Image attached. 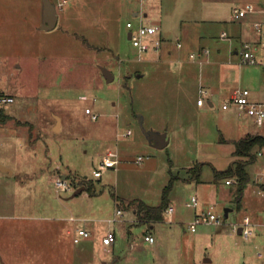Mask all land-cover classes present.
Returning <instances> with one entry per match:
<instances>
[{"label":"rangeland","instance_id":"rangeland-1","mask_svg":"<svg viewBox=\"0 0 264 264\" xmlns=\"http://www.w3.org/2000/svg\"><path fill=\"white\" fill-rule=\"evenodd\" d=\"M246 1L171 0L163 8L167 17L157 6L143 19L162 20L159 34L176 48V41L184 39L177 29L180 17L217 10L230 21L233 7ZM51 2L59 19L48 31L34 26L43 0H0V163L13 170L12 175L0 173V264H202L206 258L213 259L210 264H259L260 226H252L249 238L234 226L245 216L253 223L264 221V180L258 179L263 159L256 156L246 164L249 180L240 196L236 176L215 171L249 160L234 153L236 141L245 132L264 135V122L259 125L246 113L226 118L222 95L213 97L210 107L199 92L205 74L218 78L225 73L218 64L226 57L209 72L207 63L193 66L174 54L159 59L158 52L139 53L126 27L132 10L139 8L135 0ZM249 15L233 18L236 25L248 18L245 37L255 63L242 60L240 39L227 31L221 37L222 20L203 21L198 39L202 45L221 43V48L233 42L237 53L222 49L237 64L229 70V80L238 75L231 89L248 88L255 99H263L264 57L254 48L264 54V16L251 22ZM182 58L188 60V52ZM141 118L146 129L166 132V146L149 142ZM108 151L117 154L118 163L95 177L93 170ZM197 163L198 181L192 175ZM84 178L92 180L96 193L82 183L84 189L71 196ZM57 179L69 189L58 187ZM170 181L173 212H165L162 221L137 220L128 201L158 204ZM192 196L196 207L188 205ZM117 208L122 213L111 222ZM195 210H211L223 222L199 223L192 231ZM80 227L90 236L74 242ZM109 229L116 240L105 245L102 236ZM148 231L154 241L144 239Z\"/></svg>","mask_w":264,"mask_h":264},{"label":"crops","instance_id":"crops-1","mask_svg":"<svg viewBox=\"0 0 264 264\" xmlns=\"http://www.w3.org/2000/svg\"><path fill=\"white\" fill-rule=\"evenodd\" d=\"M167 2H171V0H156V2L152 1V0H145L142 4L139 3L138 10H142L143 13L147 17L149 14L148 10L156 9L158 6V7H160L161 14H163V16L167 17V13L165 11L166 9H163L164 6H166ZM224 2L231 4L233 2V0H224ZM246 4H252L254 6V11L249 12V14H250L249 20L251 22H254L255 20H257L256 18H258L259 16H264V0H247L244 5H246ZM133 10H135V9H133ZM14 11H15L14 14H18L16 10H14ZM38 11L39 12L35 15L36 24L34 26L37 29L45 30L42 28L43 20H44V7L38 9ZM56 13H57V11H56ZM195 14H197V13H195ZM57 16L59 19L58 13H57ZM223 16L224 15H221L219 13V11L215 10L214 12H211V14H209V15H206L202 12V14L198 13L197 15H194V14L190 13L188 16L180 17V20H177V22H179L177 24V29L179 32H181V34H182L181 36L184 39H178L176 41V48H174L173 44L169 41V39H167L166 36L163 37L161 35L162 40H163L162 41V47H161V50L158 52L159 53V55H158L159 59H161L163 57H167L168 55L174 54L176 57L181 58L183 61L186 60L189 63H191L192 65L193 64L194 65L195 64L202 65L204 63H207L209 72H210V70H212L211 65L216 66L217 60H220L219 59L220 57H223V55H224V57H226V61H223L220 64H218V67L220 69V74H221V72L222 73L225 72V73L223 75H219L218 78H215V76H211L210 73H208V75L205 74V79L203 80L204 85H201L199 87V92L201 94L204 93L207 96V98H206L207 103L210 107L214 106L213 97L222 95L223 96L222 103H223L231 97V95L233 94V92L235 90V88H233V90L231 88L233 87L234 83L238 79V75H235V77L232 78V74H231V78H230L231 80H229V75H230L229 70H232V68L236 67L237 64L235 62H233L232 60H230V56H233V55L230 53L228 54L226 51L222 52V49H225V46H227V50L231 51L232 53H237V50H233L234 49V46L232 44L233 42H231V43L229 42L228 44L225 43L224 44L225 46L222 48H221V43H214V44L212 43L209 46L208 45H202V43L200 42V39H198V37H200V35H201L200 31L203 30V28H202L203 26L201 23H203V21H209L210 22V21L222 20L223 23L221 24L222 29L220 32H225V31L229 32L232 39H235V38L240 39L241 44H243V43L245 44V43L249 42L245 37V34L247 33V30H245V23L248 21V18H247V20H240L239 21L240 25H236L237 21L234 20V18H233L234 16L231 17L230 21L223 19ZM242 17H244V16H242ZM58 19H57V22H58ZM236 19H239V18H236ZM151 21L157 22L159 24V28L162 26V20H160L158 18L155 20H151ZM256 22H259V21H256ZM56 25H57V23H56ZM207 42L209 43V41H207ZM178 43H180V45H178ZM252 43L257 44V41H252ZM257 47L255 46V48H254L255 53L261 52L262 57H264V54H262V50H260V48H257ZM193 48H196L197 50L193 51L194 50ZM205 49H208V52H205L204 51ZM196 51H197V53H194ZM186 52H188V55H189L188 60H187V58L186 59L182 58V56ZM190 54H194V57H190ZM225 54H226V56H225ZM161 55H163V57ZM221 68L224 69V72L221 71L222 70ZM189 70H191V67L190 68L186 67V71H189ZM230 90H232V91H230ZM199 98L200 97H198L197 100ZM263 99H264V97H263ZM255 100H262V99H255ZM203 104H204V101L202 104H198V105H203ZM225 113H226L225 114L226 118L227 117L231 118L233 115L234 116L241 115V114H239L238 110L234 106H230L229 108L225 109ZM59 121H60V119L58 120V123H59ZM56 124H57V121H56ZM61 127H62V124L60 123L59 130L61 129ZM247 134H254V133L245 132V134L243 136H246ZM243 136H241V137H243ZM263 162H264V160H263ZM10 170H11L10 173L2 171V170H0V173L6 174V175H12L13 170L11 168H10ZM189 186H192L191 182H189ZM261 191L264 192V185L261 187ZM169 206H171V205H169ZM194 207H196V206H194ZM173 210H174V208H173ZM132 211H133V213H135V211L133 209H132ZM202 211L203 210H201L200 212H202ZM197 213H199V212L195 210L194 215H196ZM180 222L182 223V221H180ZM262 223L263 222H261V223L255 222L254 223V227L256 225V227L260 226L259 228H261L260 229L261 233L259 234L260 236H262V235L264 236V229L261 225ZM151 227H152V225H151ZM68 232L70 233L71 230H68ZM145 235H150L153 237L152 233L149 231L146 232ZM145 235H144V237H145ZM115 240H116V234H115ZM153 241H154V238H153ZM260 244H262V245L264 244L263 237L261 239ZM248 259H249V257H248ZM212 260L213 259L209 260L208 264H210L212 262Z\"/></svg>","mask_w":264,"mask_h":264},{"label":"built area","instance_id":"built-area-1","mask_svg":"<svg viewBox=\"0 0 264 264\" xmlns=\"http://www.w3.org/2000/svg\"><path fill=\"white\" fill-rule=\"evenodd\" d=\"M142 4L145 0H135ZM254 11V6L252 4H246L242 7H234L233 8V15L235 18H240L242 16H245L249 12ZM132 19H128L126 21V27L128 29V32H130V38L129 41L131 44L137 49L139 53H144L148 51L153 52H159L162 47V37L159 34L160 28L159 24L155 21H145L143 18L146 17V15L143 13L142 10H132L131 12ZM254 27L257 31L261 32V23L255 22ZM127 32V33H128ZM264 35V33H262ZM221 37H226V33L222 32ZM180 45V43H178ZM248 47V44L245 43L243 45L241 54H242V60L250 63H255L256 58L250 52ZM205 52H208V49L204 50ZM190 57H194V54H190ZM198 104L203 103V98H199L197 100ZM230 106H234L239 114L246 113L248 115H251L255 122L259 125L263 124L264 122V99L262 100H255L252 97V93L248 88H236L231 95V97L222 103V108L227 109ZM86 112H91L90 108L85 109ZM130 133V130H127L126 135ZM254 153L257 157H261L264 160V145L256 147L254 150ZM138 162L141 161V156L137 159ZM118 163L117 154L113 151H108L107 155L104 157V159L99 163V166L96 167L93 170V175L95 177H100L102 175V170L114 167ZM258 179L260 181H263L264 179V167L259 171L258 173ZM56 185L60 187L61 189H69V186L66 184L65 181L61 179H57L55 181ZM226 183H231L230 179H226ZM264 185V184H263ZM198 200L195 196H192L191 202L188 203V205L197 206ZM173 211V207L168 206L164 212L171 213ZM122 213V209L117 208L115 211L114 216L110 219L111 222H114L117 220V216ZM74 218L71 217V220ZM223 222L222 218L215 214L211 210L202 211L197 213L194 216V219L189 223V229L194 231L196 229V225L199 223H207V224H215V225H221ZM264 229V221L261 224ZM252 226H254V223L252 222V219L249 216H245L243 220L236 224L234 226L235 230L237 231L239 227H241L240 234L244 236V238H249L253 234ZM90 231L86 228H77L76 233L73 236L74 242H79L81 238L83 237H89ZM145 240L153 241V237L150 235H145ZM115 241V232L113 229H109L103 236H102V242L105 245H112ZM256 257L259 261V264H264V244L262 249H259L256 253Z\"/></svg>","mask_w":264,"mask_h":264},{"label":"trees","instance_id":"trees-1","mask_svg":"<svg viewBox=\"0 0 264 264\" xmlns=\"http://www.w3.org/2000/svg\"><path fill=\"white\" fill-rule=\"evenodd\" d=\"M264 145V135L263 134H247L239 138L236 141V148L234 153L240 157H247L249 160H236L234 161L230 167L225 171H215L216 176H236L237 178V193L238 196L241 195L243 188L246 182L249 180L248 172L246 171V164L253 161L256 157L254 150L256 147ZM195 171L193 172V177L199 180V171H200V164L197 163L195 167ZM85 185V189H87L90 193L95 194L96 188L92 180L84 178L81 183H76L74 187H78L81 184ZM172 181L165 186L161 200L158 204H148L141 199H130L128 204L132 207L135 211V215L137 220L140 222H156L162 221L164 219V211L169 206L168 200V193L171 188ZM113 196L114 193H113ZM238 205L240 200L237 199Z\"/></svg>","mask_w":264,"mask_h":264},{"label":"water","instance_id":"water-1","mask_svg":"<svg viewBox=\"0 0 264 264\" xmlns=\"http://www.w3.org/2000/svg\"><path fill=\"white\" fill-rule=\"evenodd\" d=\"M44 2V20H43V25L42 28L45 30H50L52 28H54V26L57 23V13H56V9L55 6L53 5V3L50 0H43ZM127 37L128 39L130 38V32L127 33ZM101 70L103 72V75L105 76V78L107 79V81L112 80L113 75L110 72V70L108 68H106L105 66H101ZM140 75V74H138ZM57 118V123L59 120V117ZM140 126L141 129L143 130V132L145 133L146 137L148 138L149 142L151 144H153L156 147H164L168 144V137L166 135V132L163 131H158V130H153V129H146L143 126V120L142 118L140 119ZM0 170L5 171L10 173L11 170L10 168H8L7 166L0 164ZM82 189H84V186H79L78 188H76L73 193L71 194V196H74L75 194H77L78 192H80ZM230 209L227 208L225 210V215L228 216V211ZM241 231V227L238 228L237 232L240 233ZM209 258H206L202 264H208L209 262Z\"/></svg>","mask_w":264,"mask_h":264}]
</instances>
